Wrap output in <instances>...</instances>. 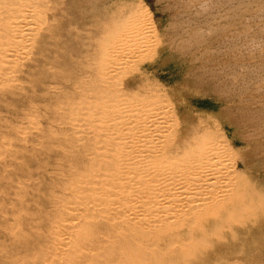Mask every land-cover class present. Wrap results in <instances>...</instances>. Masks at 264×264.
I'll return each instance as SVG.
<instances>
[{"label": "rangeland", "instance_id": "1", "mask_svg": "<svg viewBox=\"0 0 264 264\" xmlns=\"http://www.w3.org/2000/svg\"><path fill=\"white\" fill-rule=\"evenodd\" d=\"M5 6L14 7V10L5 8ZM10 10V15L16 11L15 17L18 19L21 17L23 20H27L30 17L29 21L27 20L29 28H27L29 26L26 24L27 22H23L20 18L22 24L25 23L22 26H25L27 31L28 29L30 31V28L35 30L33 27H37V25H40V28H36L35 32L31 30L33 33L26 32L29 37L26 36L24 29L22 35L25 38L22 36V41L18 40L19 44L22 46L23 43L30 41L32 44L29 43L30 46L28 43L25 44L24 47L29 46L26 47L27 50L21 49L23 46L20 47L19 54L18 52L14 53L15 57L4 62H1V55L6 48L0 46V70L2 71L0 72V264H75V261L79 260L78 264H116V259L120 256L117 240L102 235L88 236L81 233L87 227V221L96 225V228L102 229L104 225L101 223L100 227L99 221H104L112 216L104 213L103 209H96L93 211L94 214L93 212L75 211V208L70 206L65 209L66 211L64 210V213L69 212L70 214L68 213V216L63 214L61 205H55L56 198L61 193L55 186L60 183L61 186L58 187L61 190L64 189L68 185L65 182L71 181L72 176H76V172L78 175V171L83 168L80 165L85 163V160L87 161V156L84 155L87 152L83 148L86 149L88 144L86 142H89V138L86 140L83 138L90 137V131L86 129L93 130L98 124L103 123V120L111 113V111L107 112L106 107L120 105V108L124 109L127 98L131 99L130 101L127 99L128 103L135 104L133 109L136 112L134 114L138 111L143 113L140 112L142 115L136 114L137 116L140 114L141 117L146 115V111L157 109L158 105L163 110L167 107L164 111H159L165 115L163 117L165 119L160 122L161 130L164 129V126L173 124V117L170 116L173 114L171 112L176 111L179 120L182 117L180 125L185 127L183 130H190V126L196 127L201 130L197 131V134H200L203 129L211 128L214 131L211 134L212 138L228 142L232 147L233 154L224 157V160L227 162L225 163L227 169L235 170V172L234 176L231 174L225 179L227 182L225 181L222 186L226 188L222 190L221 195L223 196L221 201L228 202L229 199H232L231 203L229 202V211L223 210L216 217H214L215 215L206 217L209 215L203 213L202 225L211 228H207L206 233H198L199 240L195 245L188 246L183 252L180 250L170 251L165 257L168 259L178 258L182 264H264V0H0L1 20L6 18ZM25 12L30 16L24 14ZM138 12H143L147 17L146 23L138 22V27L141 25L139 29L142 34L137 39L141 43L139 41L136 44L135 42L120 44L118 52L127 51L128 53L119 54L117 52L116 58L107 57L108 61H114L113 66L107 64L108 68L106 66L98 67L100 65L97 62H100L98 60L100 58L97 56L100 53L97 54L96 48L100 49L104 39H108V41L111 38L112 40L116 39L122 32L121 27L132 28L136 21L134 15ZM31 17L35 19L32 18V20ZM131 18L133 19L130 20ZM1 20L0 24H4L2 25L4 28L0 25V28H3L0 29V41L2 40L0 45L5 41V30L9 27L10 22L6 24V20ZM143 24H146V28ZM27 39L29 41L26 42ZM138 43L140 47H138ZM45 44L46 46H44ZM136 47L138 48L136 49ZM40 48L44 50L40 51ZM122 48L126 49L122 50ZM130 48H133V51ZM21 53L24 55L22 56ZM19 55H21V61ZM117 58L119 59L117 60ZM128 58L129 60H127ZM120 59L123 61L119 62ZM35 60L37 61L35 62ZM5 63L11 64L6 65ZM96 68L100 71L97 72ZM109 68L110 70H108ZM112 69L118 71L116 70L115 73ZM4 71L5 74H3ZM102 80L105 82H101ZM99 82L104 86H101ZM75 86L83 88L76 89ZM59 88L60 90H57ZM137 88L142 90L136 92ZM149 88L150 91H148ZM70 89L72 90L70 91ZM61 90L64 92H60ZM84 90L85 93H83ZM93 90H95L94 93L97 91L96 94L91 93ZM108 90L109 92H107ZM66 91L69 93L66 94ZM141 91L148 93H145L146 96H144L143 92L140 93ZM134 92L136 93L134 94ZM151 93L153 95H150ZM78 94H84L85 97L81 96L85 99L79 97ZM105 94L109 96L111 94L112 97ZM130 95L133 96L130 97ZM99 96L102 98V105L95 107V105L86 103L87 97L97 98ZM133 97L134 99H132ZM165 101H169L171 104ZM71 105H75V108ZM152 106L153 108H151ZM77 107L78 109H76ZM84 107L86 108L84 109ZM126 108L127 106L120 112H125ZM127 110L130 111L131 107ZM166 119H168L167 123L163 121ZM128 121L130 122V120ZM161 123H164V126ZM84 140L85 142H83ZM110 142L112 143L111 140L103 139L99 143V148L109 149ZM82 143L86 145H82ZM74 155L77 157L75 158ZM73 157L74 160L69 163ZM77 158L83 163L80 162L77 165L79 162H77ZM74 161L77 163L72 166L75 164ZM69 166H72L73 170L78 169V171L74 170V172L76 171L75 175ZM62 172L66 174H64L65 182H63L64 179L62 180ZM58 174L61 176L59 179H57ZM232 180L233 183L236 181L234 185ZM244 181L247 183H243ZM54 182L58 184L54 186ZM241 192L244 193L241 194ZM238 199L243 200L241 202L243 206L240 205ZM59 211L61 213H57ZM97 212L100 213V216ZM230 214L233 216L227 220ZM97 216L102 219H98ZM54 217H57L58 220ZM93 217H96L98 222H96V218L93 220ZM88 218L89 220H87ZM221 222L226 225H221ZM49 223L51 224L49 225ZM61 225H65L63 228L65 227L64 230L67 232L62 230ZM54 230H57V233L56 231L54 233ZM228 232L231 234L230 236ZM83 238L86 240L84 241ZM67 239L70 242L66 241ZM51 242L53 243L51 244ZM88 244H92L91 247ZM64 245L66 248L63 247ZM93 245H95L94 248H92ZM48 247L51 248V251ZM96 247L100 248L97 250ZM95 249L96 252H94ZM89 250H92L91 254ZM200 252L202 253L200 254ZM61 254L64 257L61 258Z\"/></svg>", "mask_w": 264, "mask_h": 264}, {"label": "bare ground", "instance_id": "2", "mask_svg": "<svg viewBox=\"0 0 264 264\" xmlns=\"http://www.w3.org/2000/svg\"><path fill=\"white\" fill-rule=\"evenodd\" d=\"M2 1V0H1ZM5 1V0H4ZM33 1V0H32ZM5 3V2H4ZM20 4V3H19ZM15 5V4H14ZM25 5V4H24ZM54 5V4H53ZM204 5V4H203ZM26 6V5H25ZM103 6V5H102ZM31 7V6H30ZM33 7V6H32ZM104 7V6H103ZM5 8H8L11 10H14V7H8L5 6ZM28 8V7H27ZM22 9V8H21ZM29 9V8H28ZM207 9V8H206ZM11 10L7 13L6 18H3L1 21H7L6 24H8L9 22V27L7 28L6 26V30H5V36H4V43L1 46V48H6V50L2 53V61L4 62L6 60H9L13 57H15L16 55H13L14 53H17L18 50L20 49V47H22L21 49L25 48L26 50L29 47L30 44H32L30 41L29 43L27 41H29L28 39L26 40V42L28 43L29 46L25 44L27 43H23V45L21 46L18 42V40L25 38L22 33L23 30L25 29V26L23 27L22 25H24L25 23L22 24V21L27 22V20L29 21V19L27 20H23L21 21V19L16 18V11L12 12L14 14L10 15ZM31 11V9H29ZM38 10V9H37ZM36 10L37 14L38 11ZM100 10V9H99ZM25 11V10H24ZM130 11V10H129ZM2 12V11H1ZM20 12V11H19ZM23 12V11H22ZM27 12V11H26ZM24 13V14H28V13ZM32 12V11H31ZM29 12V13H31ZM128 12V11H127ZM18 13V12H17ZM21 13V12H20ZM42 13V12H41ZM125 13V12H124ZM3 14V13H2ZM1 14V15H2ZM22 14V13H21ZM32 14V13H31ZM14 15V16H13ZM19 15V13H18ZM23 15V14H22ZM29 15V14H28ZM132 15V14H131ZM3 16V15H2ZM27 17V15H25ZM30 16V15H29ZM92 16V15H91ZM1 17V16H0ZM4 17V16H3ZM19 17V16H17ZM34 17L37 18L36 15H34ZM34 17H31L34 18ZM39 17V14H38ZM129 17V16H128ZM134 17L136 18L135 23L133 24L134 26L132 28H127V27H121V34L116 38L113 39L112 38L108 41V39H104L102 40V45L99 48H96L97 50V54L98 52L100 53L97 57H99L100 59H98L100 62H97V64L99 63L100 66L98 67H104L106 66L108 68L109 65L107 64H111L110 66H113L114 61H108L107 57H113L116 58L119 49L120 44H128V43H133L135 42H139L140 40H138L137 38H140V35L142 34L140 32L139 27H141V25L138 27V22H145V19L147 18L146 15L143 12H138L134 15ZM70 18V17H68ZM15 19V20H14ZM35 19V18H34ZM133 18H131L130 20H132ZM14 20V21H11ZM33 20V19H32ZM37 20V19H36ZM86 20V19H85ZM135 20V19H134ZM133 20V21H134ZM31 21V20H30ZM35 21V20H34ZM148 21V20H147ZM127 22V21H126ZM37 23V22H36ZM43 23H45L43 21ZM69 23V22H68ZM125 23V22H124ZM146 23V22H145ZM27 25H29V22L26 23ZM31 24V23H30ZM39 24V23H37ZM141 24V23H140ZM149 24V23H148ZM152 24V23H151ZM1 25V24H0ZM4 25V24H2ZM1 25V27H3ZM33 25V24H32ZM31 25V26H32ZM122 25V24H121ZM145 25L146 28V24ZM35 26V25H34ZM40 26V25H39ZM37 25V27H33L35 28V30L30 28V31L28 29V31L26 32H32L31 30H33L34 32L36 31V28L39 27ZM27 27V26H26ZM30 25L27 27L29 28ZM143 27V26H142ZM4 28V27H3ZM2 28V29H3ZM40 28V27H39ZM38 28V29H39ZM150 28V27H149ZM148 28V29H149ZM1 29V28H0ZM1 29V30H2ZM151 29V28H150ZM120 31V29H119ZM118 31V32H119ZM142 31V28H141ZM145 31V30H143ZM150 31V30H149ZM88 32V31H87ZM93 32V31H92ZM33 33V32H32ZM31 33V35H32ZM98 33V32H97ZM101 33V32H100ZM152 33V32H151ZM24 34V35H25ZM39 34V33H38ZM54 34V33H53ZM115 34V35H116ZM154 34V32L152 33ZM3 35V34H2ZM29 35V34H28ZM26 34V36H28ZM114 35V36H115ZM149 35V34H148ZM8 36V37H7ZM23 36V38H22ZM39 36V35H38ZM29 37V36H28ZM59 37V36H58ZM1 38V37H0ZM27 38V37H26ZM37 38V36H36ZM35 38V39H36ZM40 38V37H39ZM42 38V36H41ZM44 38V37H43ZM79 38V37H78ZM155 38V37H154ZM31 39V38H30ZM33 39V37H32ZM31 39V40H32ZM147 39V38H146ZM40 40V39H39ZM46 40V39H45ZM138 40V41H137ZM145 40V39H143ZM142 40V41H143ZM22 41V40H21ZM84 41V40H83ZM147 41V40H145ZM2 42V40L0 41ZM35 42V41H34ZM33 42V45H34ZM38 43V42H37ZM72 43V41H71ZM100 43V44H101ZM141 43V41H140ZM147 43V42H145ZM36 44V43H35ZM43 43H41L42 45ZM139 44V43H138ZM154 44V43H153ZM62 45V44H61ZM93 45V44H91ZM143 45V44H142ZM43 46V45H42ZM46 46V44L44 45ZM122 46V45H121ZM127 46V45H126ZM123 46V47H126ZM135 46V45H134ZM35 47V46H33ZM37 47V46H36ZM41 47V46H40ZM131 47V46H129ZM140 47V44L139 46ZM136 47V49L138 48ZM155 47V46H154ZM45 48V47H43ZM142 49L144 48L141 47ZM33 49V48H32ZM35 49V48H34ZM38 49V48H37ZM36 49V50H37ZM40 51H43L42 48H40ZM69 49V48H68ZM83 49V48H82ZM126 49V48H124ZM122 48V50H124ZM131 49V48H130ZM133 49V48H132ZM131 49V50H132ZM135 49V48H134ZM135 49V50H136ZM25 50V51H26ZM100 50V51H99ZM121 50V51H122ZM140 50V49H139ZM20 51V50H19ZM22 51V50H21ZM24 51V52H25ZM120 51V50H119ZM133 51V50H132ZM132 51H129L130 53H132ZM148 50H146L147 52ZM68 52V51H67ZM84 52V51H83ZM92 52V51H91ZM118 52V53H117ZM126 53H128L127 51H124ZM123 52V53H124ZM149 52V51H148ZM37 53V52H36ZM41 53V52H40ZM87 53V52H86ZM122 53V52H121ZM119 53V54H121ZM122 53V54H123ZM143 53V52H142ZM145 53V52H144ZM152 53V52H151ZM19 54V52H18ZM17 54V55H18ZM22 54V53H21ZM76 54V53H74ZM93 54V53H92ZM141 54V52L139 53V55ZM146 54V53H145ZM24 54H22L23 56ZM0 56V57H1ZM21 59V55H19ZM80 56V55H79ZM123 56V55H121ZM121 56H119L121 58ZM132 56V54H131ZM130 56V57H131ZM135 56V55H134ZM133 56V57H134ZM28 57V56H27ZM31 57V56H30ZM89 57H91L89 55ZM93 57V56H92ZM129 57V58H130ZM142 57V56H140ZM149 57V56H148ZM18 58V56H17ZM16 58V59H17ZM25 58V56H24ZM23 58V59H24ZM33 58V57H32ZM129 58L127 60H129ZM136 58V57H134ZM145 58V57H144ZM35 59V58H34ZM55 59V58H54ZM91 59V58H90ZM119 58H117L118 60ZM123 59V57H122ZM120 59L119 62L122 60ZM137 59V58H136ZM18 60V59H17ZM32 60V59H31ZM38 60V59H37ZM35 60V62L37 61ZM124 60V59H123ZM122 60V61H123ZM12 61V60H11ZM14 61H16L14 59ZM21 61V60H20ZM27 61V60H25ZM62 61V60H61ZM78 61V60H77ZM84 61V60H83ZM89 61V60H88ZM95 61V60H94ZM143 61V60H142ZM29 63V61H27ZM33 62V61H32ZM86 62V61H85ZM82 62V63H85ZM107 62V63H106ZM26 63V62H24ZM87 63V62H86ZM85 63V64H86ZM105 63V64H104ZM116 63V62H115ZM118 63V62H117ZM122 63V62H121ZM131 63V62H130ZM6 65H9L11 63H5ZM19 64V63H18ZM21 64V63H20ZM27 64V63H26ZM24 64V65H26ZM89 64V63H88ZM87 64V66H88ZM93 64V63H92ZM96 64V63H94ZM128 64V62H127ZM133 64V63H132ZM14 65V63H13ZM29 65V64H28ZM34 65V64H32ZM80 65V64H79ZM82 65V64H81ZM1 66V65H0ZM22 66V65H20ZM53 66V65H52ZM85 66V65H84ZM86 66V67H87ZM95 66V65H94ZM124 66V65H123ZM145 66V65H144ZM4 67V66H3ZM101 67V68H102ZM105 67V69H106ZM118 67V66H117ZM122 67V66H121ZM125 67V66H124ZM28 68V67H27ZM65 68V67H64ZM84 68V67H83ZM94 68V67H93ZM99 68V69H101ZM138 68V67H137ZM15 69H17L15 67ZM21 69V68H20ZM86 69V68H85ZM87 69L89 70V68L87 67ZM86 69V70H87ZM104 69V68H103ZM121 69V68H120ZM5 70V69H4ZM23 70V69H22ZM85 70V71H86ZM97 70V68H96ZM110 70V68L108 69ZM113 70V69H112ZM111 70V71H112ZM117 70V69H116ZM115 70V71H116ZM146 70V69H145ZM7 71V69H6ZM14 71V70H13ZM25 71V70H24ZM83 71V70H82ZM100 71V70H99ZM97 70V72H99ZM114 71V70H113ZM114 71V72H115ZM118 71V70H117ZM116 71V72H117ZM0 72H2L0 70ZM28 72V71H27ZM74 72V71H73ZM89 72V71H88ZM92 72V71H90ZM96 72V73H97ZM114 72H112L113 74H115ZM124 72V71H123ZM137 72V69H136ZM21 73V72H20ZM29 73V72H28ZM80 73H82L80 71ZM79 73V74H80ZM87 73V72H86ZM85 73V74H86ZM112 73H107V74H112ZM1 74V73H0ZM3 74H5V71L3 72ZM94 74V73H93ZM98 74V73H97ZM105 74V73H104ZM8 75V74H7ZM10 75V74H9ZM8 75V76H9ZM116 75V74H115ZM155 75V74H154ZM146 76V75H144ZM56 77V76H55ZM96 77V75H95ZM101 77V76H100ZM78 78V77H77ZM84 78V76H83ZM88 79V76L86 77ZM90 78V76H89ZM102 78V77H101ZM145 78V77H144ZM170 78V77H169ZM172 78V77H171ZM82 79V78H79ZM97 79V78H96ZM167 79V78H166ZM165 79V80H166ZM22 80V79H21ZM85 81V79H83ZM82 80V81H83ZM168 80V79H167ZM170 80V79H169ZM23 81V80H22ZM61 81V80H60ZM89 81V80H88ZM87 81V83H88ZM92 81V80H90ZM101 82H105V81H101ZM99 82L102 85V83ZM135 82V81H134ZM147 82V81H146ZM16 83V82H15ZM76 83V82H75ZM79 83V82H78ZM86 83V82H85ZM133 83V82H132ZM137 83V82H136ZM134 83V84H136ZM72 84V83H71ZM81 84V83H79ZM126 84V83H125ZM124 84V85H125ZM57 85V84H56ZM73 85V84H72ZM75 85V84H74ZM83 85V83H82ZM128 85V84H127ZM126 85V86H127ZM153 85V84H152ZM166 85V84H165ZM55 86V85H54ZM84 86V85H83ZM100 86V87H101ZM129 86V85H128ZM131 86V85H130ZM155 87V85H153ZM167 86V85H166ZM76 87V86H75ZM79 86L76 87V89ZM82 86H80L79 88H81ZM99 87V86H98ZM112 87V86H109ZM120 87V86H119ZM122 87V86H121ZM133 87V86H131ZM135 87V86H134ZM137 87V86H136ZM144 90L143 85L141 86ZM65 88V87H63ZM72 88V87H71ZM78 88V89H79ZM83 88V87H82ZM87 88V87H86ZM102 88V87H101ZM104 89L106 88L103 87ZM108 88V86H107ZM113 88V87H112ZM117 88V86H116ZM130 88V87H129ZM146 88V87H145ZM157 88V87H155ZM53 89V87H52ZM96 89V88H95ZM115 89V87H114ZM118 89V88H117ZM147 89V88H146ZM20 90V89H19ZM57 90H60L57 89ZM64 90V89H63ZM63 90H61L60 92H64ZM72 89H70L71 91ZM74 90V88H73ZM83 90V89H81ZM86 90V89H85ZM85 90L83 93H85ZM103 90V89H102ZM107 90V89H106ZM113 90V89H112ZM132 90V89H131ZM137 90H139L138 88L135 89V91L137 92ZM142 90V89H140ZM139 90V91H140ZM95 90H93L94 93ZM111 91V90H110ZM116 91V90H114ZM113 91V92H114ZM122 91V90H121ZM148 91H150V88L148 89ZM153 91V90H151ZM156 91V90H154ZM77 92V91H76ZM80 92V90H79ZM87 92V90H86ZM89 92V91H88ZM97 92V91H96ZM96 92L94 94H96ZM109 92V90L107 91ZM128 92V91H126ZM134 92V94L136 93ZM143 91H141L140 93H142ZM159 93V91H157ZM162 92V91H161ZM160 92V93H161ZM66 94L69 92H65ZM64 93V94H65ZM73 93V92H71ZM105 93V92H104ZM112 93V92H110ZM122 93V92H121ZM124 93V91H123ZM139 93V92H138ZM139 93V94H140ZM146 93V92H145ZM145 93L143 92L142 94L144 96ZM148 93V92H147ZM146 93V94H147ZM163 93V92H162ZM58 94V93H57ZM80 94V93H79ZM78 94V95H79ZM116 94V93H115ZM125 94V93H124ZM123 94V95H124ZM129 94V93H128ZM131 94V93H130ZM133 94V91H132ZM164 94V93H163ZM70 95V94H69ZM84 96V94H81ZM79 95V97L81 96ZM86 95V94H85ZM108 95V94H105ZM114 95V94H112ZM118 95V94H116ZM122 95V94H121ZM127 95V94H126ZM150 95H153L152 93ZM148 95V96H150ZM7 96V95H5ZM81 96V97H83ZM109 96V95H108ZM111 96V94H110ZM109 96V97H110ZM133 96V95H132ZM130 95V97H132ZM67 97V96H65ZM76 97V94H75ZM85 97V96H84ZM83 97V98H84ZM101 96L97 97V98H86V103H89L91 105H95V107H97L96 105L100 106L102 105V98H100ZM108 97V98H109ZM112 97V96H111ZM128 97V95H127ZM155 97V96H153ZM164 97V96H163ZM3 98V97H2ZM70 98V97H69ZM119 98H120V94H119ZM71 99V98H70ZM77 99V97H76ZM80 99V98H79ZM85 99V98H84ZM83 99V100H84ZM125 99V98H124ZM129 99V98H127ZM125 99L127 101V103H125V106H127V108L131 110L128 111L127 108L125 110V112H120L123 111L125 109H121L120 105H117L115 107H106L107 112H110V114H107L109 116H107L106 119L103 120V123H101L100 125L98 124V126L94 127V129L90 130V129H86L89 130V136H86V138L84 137L83 139H88L89 138V142H86L87 147L86 149L82 148L87 152V154L84 153L87 159V161L85 160L83 162L79 161L80 159H76L78 164L81 162L83 164H81L80 166H82L83 168L81 169V171H78V169H74L77 170L79 172V174L77 175L76 172V176H72V180L65 182L66 178L63 174V172L61 174H63L62 176V180L63 182H65L66 184H68L64 189L61 190L60 187H58L60 185L57 186L56 184H58L56 182H54V186L55 188L59 189L61 191V193L57 196L56 198V204L61 205L62 209L61 211L64 213V210L67 209L69 206L72 208H75V211H83V213H88V212H93L96 211V209H103V212L106 214L111 215L112 217H109V219L106 220H102L100 223V227H101V223H103V227L101 228H96L92 222L87 221V225L84 222V225H86L87 227H85L81 233L88 235V236H95V235H102L103 237L106 238H113L115 240H117L119 249H120V256H118V259H116V264H182V262L180 261V259L178 258H174V259H168L165 257V255H167L168 252L170 251H177L180 250L181 252L184 251V249H187L188 246L190 245H195L198 242V233L207 232V228L210 229L211 227H207L206 225L203 226L202 225V214L203 213H207L209 216L206 217H210L212 215H215L214 217L218 216L220 214V212L224 211H229L230 209V201L232 199H229L230 201L228 202H224L221 201L223 198L222 195V190L225 189L226 187H223L222 185H224L223 183L226 181L225 179L227 178V176H231V174H233L235 172L229 170V168L227 169V166H225V160L224 157H229L230 155H232L233 153L231 152L232 147L228 144V142H221L215 138H212L211 134L214 132L211 128L210 129H203L202 132H200V134H197V131H201L200 129L192 128L190 126V130H183L185 129L184 126L180 125V120L178 117V113H176V111H173L171 113H173L170 117H173V124H171L167 127H165L162 123V126L164 129H160L159 127L160 122L162 121V119L165 115L164 113H160V110H163V108L158 105L156 108L157 109H153L152 111L149 112H145L146 115L144 116H140V114L142 113L141 111H138L139 116H137L136 114H134L136 111L133 109V107L135 108V104H130L128 103V100ZM134 99V97L132 98ZM3 100V99H2ZM5 100V99H4ZM3 100V101H4ZM37 100V99H36ZM53 100V99H52ZM81 100V101H83ZM131 99H129L130 101ZM154 100V99H153ZM163 100V99H161ZM118 101V100H117ZM77 102V101H76ZM79 102V101H78ZM85 102V101H84ZM162 102V101H161ZM165 102H169V101H165ZM13 103V102H12ZM47 103V102H46ZM120 103V101H119ZM164 103V102H163ZM170 103V102H169ZM61 104V102H60ZM59 104V106H60ZM63 104V102H62ZM69 104V102H68ZM71 104V103H70ZM73 104H75L73 102ZM171 104V103H170ZM104 105V104H103ZM106 105V104H105ZM12 106V105H11ZM72 107L75 105H71ZM86 106V105H85ZM137 106V105H136ZM182 106V105H181ZM48 107V106H47ZM79 107V106H78ZM78 107L76 109H78ZM87 107V106H86ZM84 107V109L86 108ZM138 107V106H137ZM140 107V106H139ZM170 107V106H169ZM213 107V106H212ZM73 108V109H74ZM88 108V107H87ZM144 108V107H143ZM150 108V107H149ZM153 108V106L151 107ZM66 109V108H65ZM65 109L64 112H65ZM72 109V108H70ZM95 109V108H94ZM121 109V110H120ZM133 109V110H132ZM167 109V107L165 108ZM164 109V110H165ZM184 109V108H183ZM80 110V109H79ZM157 110V111H156ZM163 110V111H164ZM169 110V109H168ZM47 111V110H46ZM71 111V110H70ZM96 111V109H95ZM94 111V112H95ZM55 112V111H54ZM69 114H71L69 111H67ZM76 112V111H75ZM103 112V111H101ZM77 113V112H76ZM148 113V114H147ZM180 113V112H179ZM98 114V112H97ZM104 114V113H102ZM143 114V113H142ZM141 114V115H142ZM170 114V113H169ZM181 114V113H180ZM186 114V113H185ZM163 115V116H162ZM162 116V117H161ZM185 116V115H184ZM89 117V116H88ZM100 117V116H99ZM160 117V118H159ZM71 118V117H70ZM103 118H105L103 116ZM185 118V117H184ZM190 119H192L191 117H189ZM85 119V118H84ZM101 119V118H98ZM170 119V118H169ZM87 120H89L87 118ZM127 120H130V122L128 123ZM199 120V119H198ZM203 120V119H202ZM90 121V120H89ZM164 122L167 123L168 119L163 120ZM183 121V120H182ZM172 122V121H171ZM57 123V122H56ZM60 123V122H59ZM87 123V122H86ZM98 123V122H97ZM169 123V122H168ZM203 123V122H202ZM201 123V124H202ZM221 123V122H220ZM90 126L91 123L89 122ZM93 124V122H92ZM199 123L197 122V125ZM206 124V123H205ZM222 124V123H221ZM60 125V124H59ZM94 125V124H93ZM196 125V124H195ZM196 125V126H197ZM207 125V124H206ZM75 126V125H74ZM202 126V125H200ZM194 127V126H193ZM203 127V126H202ZM200 127V128H202ZM207 127V126H206ZM209 127V126H208ZM89 128V127H88ZM205 128V127H203ZM218 128V127H217ZM24 129V128H23ZM26 129V128H25ZM84 129V128H83ZM178 129V130H177ZM187 129V128H186ZM216 129V127H215ZM49 130V129H48ZM85 130V131H86ZM229 130V129H228ZM81 131V130H80ZM218 131V129H217ZM57 132V131H56ZM85 133V132H83ZM88 133V132H87ZM219 133V131H218ZM20 134V133H19ZM73 134V133H72ZM86 134V133H85ZM215 135V133H214ZM221 135V134H220ZM85 136V135H84ZM223 136V135H221ZM220 136V137H221ZM225 139V137H222ZM244 138V137H243ZM242 138V139H243ZM107 141L111 140L112 141V145L110 144L109 146H111L109 149H101L99 148V143L102 140ZM85 140L83 142H85ZM223 140V139H222ZM244 140V139H243ZM78 141V140H77ZM226 141V140H225ZM84 143H82L83 145ZM84 144V145H86ZM107 144V143H105ZM247 144V143H246ZM73 145V144H72ZM53 146V145H52ZM105 146V145H104ZM78 148V146H77ZM104 148V147H103ZM82 149V150H83ZM239 151V150H238ZM82 152V151H81ZM235 153V152H234ZM45 154V153H44ZM79 154V152H78ZM78 154H76L77 156H79ZM83 154V153H82ZM81 154V155H82ZM45 156V155H44ZM76 156V157H77ZM237 156V155H236ZM75 157V155H74ZM74 157L71 159V162L74 160ZM75 157V158H76ZM80 157V156H79ZM83 158V157H82ZM81 158V159H82ZM238 158V157H237ZM48 159V158H47ZM85 159V158H84ZM229 159V158H227ZM239 159V158H238ZM63 160V159H62ZM61 160V161H62ZM75 160V161H76ZM74 161V163H75ZM83 161V159H82ZM233 161V160H232ZM236 161V160H235ZM242 161V160H241ZM57 162H60V160ZM76 162V163H77ZM230 162V161H229ZM234 162V161H233ZM239 162V161H238ZM75 164H71L72 166L76 165ZM39 164V163H38ZM238 164V163H237ZM242 164V163H241ZM57 165V164H56ZM234 165V164H233ZM60 166V165H59ZM67 166V165H66ZM72 166L71 169L73 168ZM231 166V165H230ZM53 167V166H52ZM61 167V166H60ZM59 167V168H60ZM32 168V167H30ZM57 169V167H55ZM75 168H78V166ZM28 169V168H27ZM80 169V167H79ZM233 169V168H230ZM60 170V169H59ZM57 170V171H59ZM63 170V169H61ZM73 170V169H72ZM73 170V173L75 175V172ZM55 172V171H54ZM70 173V171H68ZM238 172V171H237ZM236 172V174H237ZM25 173V172H24ZM58 173V172H57ZM60 173V171H59ZM67 173V171H66ZM72 172L70 174H73ZM55 174V173H52ZM69 174V175H70ZM56 175V174H55ZM66 175V174H65ZM239 175V173H238ZM68 176V175H67ZM234 176V174L232 175ZM61 177L58 174V178ZM238 177V176H237ZM56 178V177H54ZM69 178L71 179V176H69ZM233 178V177H231ZM241 178V177H240ZM56 179V181H57ZM61 179V178H60ZM229 179V178H228ZM55 180V179H54ZM235 180V179H234ZM231 181V180H230ZM59 182V181H58ZM227 182V181H226ZM236 182V181H235ZM234 182V183H235ZM229 183V182H228ZM233 183V180H232ZM233 183V185H234ZM243 183H247V182H243ZM18 184V183H17ZM64 184V183H63ZM20 185V183L18 184ZM65 185V184H64ZM251 185V184H250ZM61 186V185H60ZM63 186V185H62ZM227 186V185H226ZM241 186V185H240ZM64 187V186H63ZM235 187V186H233ZM239 187V186H236ZM231 188V187H230ZM229 188V189H230ZM244 188V187H242ZM55 189V190H56ZM228 189V188H227ZM233 189V188H232ZM231 189V191L233 192V190ZM235 189V188H234ZM58 190V192H60ZM236 190V189H235ZM234 190V191H235ZM244 190V189H243ZM248 190V189H247ZM54 191V190H53ZM237 192V191H236ZM247 192V191H246ZM224 193V192H223ZM239 193V192H238ZM244 192H241V194ZM252 193V192H251ZM250 193V194H251ZM53 194V192H52ZM51 194V195H52ZM226 194V193H225ZM228 194V193H227ZM248 194V193H247ZM254 194V193H253ZM224 195V194H223ZM249 195V194H248ZM247 195V197H248ZM18 196V195H17ZM54 198V196H52ZM51 197V198H52ZM56 197V196H55ZM221 197V199H220ZM246 197V198H247ZM251 197V196H249ZM232 198V197H231ZM240 199V197H239ZM238 199V200H239ZM243 199V198H242ZM237 200V199H236ZM234 201V200H233ZM240 201V205H241V200ZM230 202V203H229ZM236 202V201H235ZM249 202V201H248ZM253 202V200H252ZM42 203V202H41ZM52 203L53 200H52ZM244 203V202H243ZM250 203V202H249ZM46 204V203H45ZM233 204V202H232ZM249 205V204H248ZM254 205V204H253ZM51 206V204H50ZM243 206V205H241ZM261 206V205H259ZM56 207V206H55ZM239 207V206H238ZM235 208L236 205H235ZM240 208V207H239ZM238 208V210H239ZM242 208V207H241ZM245 208V207H243ZM254 208V207H253ZM262 208V207H261ZM232 209V208H231ZM234 209V208H233ZM255 209V208H254ZM259 209V207L257 208V210ZM236 210V209H235ZM234 210V211H235ZM66 211V210H65ZM70 211V210H69ZM226 211V212H227ZM234 211H232L234 213ZM241 211V210H240ZM252 212V211H251ZM261 212V211H260ZM57 213H61L60 211ZM69 213V212H68ZM68 213L66 214L68 216ZM73 213V212H71ZM81 213V212H80ZM95 214V212H93ZM98 213V212H97ZM240 213V212H239ZM247 213V212H246ZM245 213V214H246ZM54 214V213H53ZM70 214V213H69ZM91 214V213H90ZM100 216V213H98ZM103 214V213H102ZM101 214V217H103V215ZM52 215V214H51ZM73 215V214H72ZM97 215V214H96ZM93 215V216H96ZM227 215V214H226ZM253 215V214H252ZM66 216V217H67ZM92 216V214H91ZM98 219H102L99 218ZM107 216V215H106ZM205 216V215H204ZM233 215H229L227 217V220L230 219ZM238 216V215H237ZM251 216V213H250ZM53 217V216H52ZM70 217V215H69ZM204 217V218H206ZM248 217V216H247ZM55 218V217H54ZM57 218V217H56ZM55 218V219H56ZM58 218H60V216H58ZM57 218V220H58ZM84 218V216H83ZM93 220H96V217H93ZM96 218V219H95ZM212 218V217H211ZM235 218V217H234ZM244 218V217H243ZM26 219V218H25ZM62 219V218H61ZM91 219V218H90ZM98 219L96 222H98ZM214 220V218H212ZM216 219V218H215ZM43 220V218H42ZM56 220V221H57ZM70 220V219H69ZM68 220V221H69ZM82 219L80 218V221ZM89 220V218L87 219ZM207 220V218L205 219ZM224 220V219H222ZM244 220V219H243ZM38 221V220H37ZM40 221V220H39ZM51 221V218H50ZM67 221V220H66ZM73 222V220H71ZM204 221V220H203ZM225 221V220H224ZM241 221V220H239ZM55 222V220H54ZM53 222V223H54ZM90 222V223H88ZM95 222V221H94ZM206 222V221H205ZM231 222V221H229ZM228 222V224H229ZM245 222V220H244ZM52 223V224H53ZM62 223V222H61ZM71 223V222H68ZM77 223V222H76ZM92 223V224H91ZM240 223V222H239ZM51 223H49L50 225ZM67 224V223H64ZM223 223L221 222V225ZM225 224V223H224ZM223 224V225H224ZM243 224V223H242ZM9 225V224H8ZM16 225V224H15ZM43 225V224H42ZM57 225V223H56ZM77 225V224H76ZM83 225V222H82ZM80 225V226H82ZM208 225V223H207ZM219 225V224H218ZM226 225V224H225ZM224 225V226H225ZM235 225V224H234ZM241 225V224H240ZM63 226L65 225H61L62 230H64ZM74 226V225H73ZM52 227V226H51ZM70 227V226H69ZM72 227V226H71ZM215 227V226H214ZM218 227V226H217ZM227 227V226H226ZM230 227V224H229ZM12 228V227H11ZM53 228V227H52ZM56 228V227H55ZM57 228L59 229V227L57 226ZM80 228V227H79ZM54 229V228H53ZM214 229V228H213ZM232 229V228H231ZM11 230V229H10ZM60 229V231H62ZM67 230V229H66ZM77 230V229H76ZM14 231V230H13ZM57 233V230H54V233ZM78 231V230H77ZM227 231V230H226ZM224 231V232H226ZM52 232V231H51ZM50 232V233H51ZM59 232V231H58ZM64 232H67L64 230ZM212 232V231H211ZM223 232V231H221ZM49 233V234H50ZM75 234L77 232H74ZM53 234V232H52ZM51 234V235H52ZM60 234V233H59ZM74 234V235H75ZM229 234V232H228ZM73 235V232L71 234V236ZM231 234H229L230 236ZM236 235V234H235ZM40 236V235H39ZM64 236V235H63ZM220 236V235H219ZM234 236V235H233ZM54 237V236H53ZM59 237V236H58ZM69 237V236H68ZM49 238V237H48ZM57 238V235H56ZM61 238V237H60ZM73 238V236H72ZM202 238V237H201ZM205 238V236H204ZM210 238V237H209ZM230 238V237H229ZM52 239V238H51ZM59 239V238H58ZM58 239H55L56 241ZM62 239V238H61ZM71 239V238H69ZM84 239V238H83ZM89 239V238H88ZM99 239V238H98ZM223 239V238H222ZM225 239V238H224ZM54 240V241H55ZM64 240V239H63ZM86 239H84L85 241ZM103 240V239H102ZM209 240V239H208ZM213 240V238H212ZM220 240V239H219ZM218 240V241H219ZM234 240V239H233ZM68 241V239L66 240ZM76 241V240H75ZM89 241H91L89 239ZM214 241V240H213ZM216 241V240H215ZM226 241V240H225ZM232 241V240H231ZM62 242V241H60ZM65 242V241H64ZM70 242V241H68ZM94 242V241H93ZM210 242V241H209ZM222 242V241H221ZM233 242V241H232ZM53 242H51L52 244ZM56 243V242H54ZM74 243V242H73ZM227 243V242H226ZM59 244V243H56ZM61 244V243H60ZM209 244V243H208ZM92 245V244H91ZM90 244H88V246L91 247ZM96 245V244H95ZM92 248H94V246ZM211 245V244H210ZM213 245V244H212ZM30 246V245H29ZM61 246V245H60ZM68 246V245H67ZM87 246V248H88ZM55 247V246H54ZM64 248H66V246H63ZM86 247V246H85ZM213 247V246H212ZM50 248V247H48ZM91 248V249H92ZM100 248V247H99ZM98 248V249H99ZM192 248V246H191ZM200 248V247H199ZM211 248V247H209ZM207 248V249H209ZM57 249V247H56ZM97 249V247H96ZM96 249L94 252H96ZM97 249V250H98ZM201 249V248H200ZM206 249V250H207ZM212 249V248H211ZM62 250V249H61ZM83 250H87V249H83ZM51 251V248H50ZM55 251V250H54ZM88 251V250H87ZM90 254L92 253V250H89ZM63 252V251H62ZM68 252V250H67ZM86 252V251H84ZM52 253V252H51ZM58 253V251H57ZM61 253V251H60ZM59 253V254H60ZM198 253V252H197ZM202 252H200L201 254ZM205 253V251H204ZM53 254V253H52ZM56 254V253H55ZM88 254V252H87ZM89 254V255H90ZM179 254V253H178ZM51 255V254H50ZM54 255V254H53ZM57 255V254H56ZM84 255V254H83ZM174 256V255H172ZM177 256V254H176ZM182 256V255H180ZM61 258L64 257V255L60 256ZM195 257V256H194ZM58 258V257H57ZM60 258V259H61ZM89 258V256H88ZM172 258V257H171ZM182 259V258H181ZM192 259V258H191ZM190 259V260H191ZM196 259V258H195ZM194 259V260H195ZM215 259V258H214ZM63 260V259H62ZM189 260V261H190ZM50 261V260H49ZM80 261V260H79ZM79 261H75V264ZM196 261V260H195ZM82 262V261H81ZM83 263V262H82ZM189 263V262H188ZM215 263V262H214ZM217 263V262H216Z\"/></svg>", "mask_w": 264, "mask_h": 264}]
</instances>
